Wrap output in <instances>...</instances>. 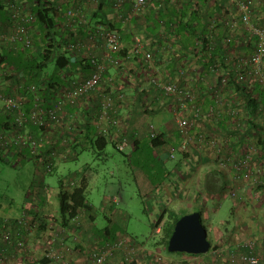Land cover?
Masks as SVG:
<instances>
[{
	"label": "crops",
	"instance_id": "1",
	"mask_svg": "<svg viewBox=\"0 0 264 264\" xmlns=\"http://www.w3.org/2000/svg\"><path fill=\"white\" fill-rule=\"evenodd\" d=\"M57 1L62 2L64 6L65 2H68L67 4L69 7L81 8L88 16L95 12L98 3H102L103 8L101 13L104 15V20H108L111 24L115 25L116 28L114 29L120 32L123 43L126 44L128 49L132 46L133 37L139 34L144 38L146 48L154 53L156 63L153 67H149L148 63L139 60L129 61L124 72H120V70L116 68H110L105 74L101 86L102 90L110 91L112 90L111 83H116L114 85L115 91L121 90L126 94V100L122 103V111L128 122V134L131 145L127 149H129L128 154H130L132 161L137 165L139 164L140 159H137L135 154L143 149L145 143H148L147 139L149 134L147 133V126L150 123H156L160 128L163 132L162 134L165 136V142L178 144L180 136L176 125H174L172 121L171 111L168 109L169 104L167 101L164 102L160 99V91L152 86L150 82L151 74L153 72L162 74L163 70L167 69V74L169 75L171 72L174 74V72L179 69H185L184 75H182L180 79L181 83L188 82L190 85H193V87L200 88L203 91L210 89V86L215 84L216 79L214 74L209 73V66L212 61L210 64H206L210 61L201 59L200 53L196 51L194 32L192 28L187 25L188 22H190L189 19H191L190 14L184 16L183 13H190L193 9L197 10L198 7H201L203 10L204 7H209L210 10H214V15H216L218 19H222L224 13L219 14L216 10L222 6H227V4L224 3L226 0H209L204 2H201V0H147L146 9L140 14L133 15L129 22H124L119 18L117 11L112 6L111 0ZM133 2L134 0H126L123 8L125 14L132 12ZM0 3L2 5L1 1ZM256 6L257 11L262 9L264 7V0H260ZM65 11L64 9L59 14L58 18L59 22L63 25L64 20H66L63 16ZM210 20L211 19H209L208 23L201 21V25L198 21H194L193 25L200 28L197 29V33H201V28L204 26L205 34L208 39L211 41L215 40L221 44L223 47V54L221 57L223 59L229 47H226L222 40L227 32V27L225 25H219L218 23L220 21H217L216 25L212 27L213 19L211 23ZM95 21V19L92 20V22ZM0 24L1 29H9V19L4 6L0 8ZM37 29L34 31V36L36 37L39 31H37ZM241 32L244 33V30L241 29ZM87 34L88 31L85 35ZM237 49L238 51H249L250 47L244 44L240 45ZM8 50L13 51L14 49L3 47L0 51H2L3 54L7 53L10 60L12 59L18 63L19 61H23L22 57L19 55L20 53L16 52L17 54H14L13 52H8ZM103 50L104 47L100 45L96 48V52L100 55L103 53ZM20 52L22 51L20 50ZM76 55L79 56V54ZM219 56H216V59L223 62ZM7 66L9 67L8 64H2V67L7 69L8 74H0V82L3 91L8 94L20 93L27 95L28 98H32V95H34V97L38 95L46 105H50L55 97L61 96L62 92L68 86V84L65 85L64 79L62 80V84H58L53 92L48 93L47 85L45 84V82H47V76L39 72L34 66H30L29 70L25 73H20L18 70L13 72L14 70L11 71ZM79 70L81 71L82 68H74V70H72L73 75L75 76L77 71L80 75L81 73ZM204 74L207 75L206 79L203 80L202 76ZM20 75L26 76L25 78H30L31 81L20 79ZM112 79L115 81L112 82ZM75 80L78 79L74 78L72 82ZM32 83L40 85V88H38V91L35 93L31 92L29 89ZM259 90L261 89L258 88V91ZM200 97L203 107L205 109L208 108L212 102L209 93L203 94ZM98 105V94L93 93L84 97L80 104L71 106L70 109L76 113L75 119H77L78 124H72V128L75 130L74 133H69L65 128L54 129L51 137L52 144L40 146L35 154L32 153L28 147L22 151H17L13 148L0 149V152L4 154V157L9 158L10 162L19 164L29 160L33 162L36 170L32 179V189L30 193L31 199H33L32 202L36 200V203L31 202L32 206L28 203L25 204L18 213L10 210H6L7 212L5 213L0 211V217H9L13 220L11 221L13 226L12 231L16 236L19 235L20 237H24L26 234H30V232L27 231V227H23V225H20L18 221H16L23 212L27 213L28 218L32 221V225L36 226L34 232L30 235V237H32L31 244H27L26 249H23L25 255L19 256L25 258V264H93L91 252L94 247L110 242L109 240H111L109 239L112 232L110 227L98 228L96 226L95 219L97 211L93 204V208L91 209L92 213L83 210L79 218L73 221L68 228L60 227L56 221L58 209L54 201V187L51 186L52 179H54L53 175H62L66 172L67 174L72 172V177L76 180L80 174L88 175L91 185L95 171L91 169L89 163L82 164L80 167H73L70 164V159H77L83 150L94 151L92 149L90 137L98 134L97 127L93 121ZM166 112L169 114L167 120L161 118V115ZM218 122L219 125H224L223 121L218 120ZM10 124L12 125V120L0 109V127H10ZM208 128L210 129V127ZM30 130L36 134L34 126H31ZM53 146H55L54 151L58 153V156L52 155ZM150 147L157 158L162 157V159H158V162L163 164L161 165L163 167L162 178L159 182L157 180L153 181L150 179L152 173L147 174L145 172H137L139 175L137 178L139 179V186L144 194L154 193L156 195L155 208L158 213L157 219L164 209H166L167 212L182 214V210L185 207H192L194 205L198 206V208L201 207L206 211L205 213H209V215L210 209L216 207L213 209V215H216V213H218V211L220 212L224 207L223 200L225 198L231 199L232 204L235 205V207L232 208V212L236 214L239 219H237L238 225H233L231 227L232 229H228L226 237L221 243L223 246V253L221 256L218 255L215 257L214 253L210 255L209 251L205 254L206 256L204 255L205 263L200 261L199 264H240L238 260H232L229 255L233 252H246L247 249L242 247V244L252 238L257 242L256 252L262 257L260 264H264V197L253 196L248 189L244 195L238 198L231 197L228 194L227 188L231 183L229 174L225 173L215 160L209 158V156L204 157L202 161L192 159L186 160V155L179 153L177 157L179 160L178 163L169 168L165 165V161H163V158L166 157L155 152L154 145L152 147L150 144ZM62 151L66 153L65 158L61 155ZM48 158L53 163V169L50 173L46 172L43 168V161ZM40 159L42 160L40 161ZM47 178L50 179V183L46 182ZM211 179L216 180V184L212 185V187L209 185ZM114 199H116V197ZM247 201L254 204L253 208L247 209L243 207V205H247ZM209 202L211 203V207L206 208V204ZM236 208L238 210H236ZM242 209H245V213L243 214H241ZM43 220L47 223V228L40 232L39 228ZM51 221H54V223ZM91 221L92 224H90ZM49 225H53V233L50 227H48ZM1 229L2 227H0V230ZM53 235L54 240H52ZM60 239H64V242ZM116 239L118 238L111 240V242ZM1 244L0 232V245ZM51 247H54L55 251H57L59 256L58 259H51L48 257L47 252ZM213 249H211L212 252ZM15 252L18 254L21 253V251L18 252V250H15ZM196 256L197 255H179L175 257L183 264H192V259L197 258ZM34 257L37 260L36 262L35 259H33ZM139 262L136 259V264L146 263ZM122 263L123 255L120 253L115 254L108 260V264Z\"/></svg>",
	"mask_w": 264,
	"mask_h": 264
},
{
	"label": "built area",
	"instance_id": "2",
	"mask_svg": "<svg viewBox=\"0 0 264 264\" xmlns=\"http://www.w3.org/2000/svg\"><path fill=\"white\" fill-rule=\"evenodd\" d=\"M125 1L113 0V8L124 22H129L133 15L142 13L148 3L147 0H134L132 12L125 14ZM258 2L260 0H228L227 6H224L222 20L227 32L222 40L224 45L229 47L223 62L216 59L209 66V73L216 76L215 84L211 85L210 89L203 91L188 82L181 83L185 69H179L169 75L167 69H164L162 74L153 72L150 78L152 86L160 91V99L169 104L172 121L180 136L178 144L163 142L155 145V152L171 159H176L179 153L185 154L186 160L202 161L204 157L209 156L229 174L231 183L227 188L228 194L233 198L244 195L247 189L253 196L264 197V157L258 143L260 135L264 134L260 127H264V112L262 105L257 103L253 114L250 105L253 99L261 98L258 88L264 89V22L260 24L257 18ZM2 5L7 12L9 29H1L0 24V50L3 47L16 50L20 47L31 48L37 16L29 1L3 0ZM63 16L66 18V24L71 27L89 25V17L81 8L70 7ZM216 23L214 19L212 27ZM97 39L101 43H98ZM244 44L249 46L250 50L238 51L237 48ZM99 45L104 47L101 55L96 52ZM199 45L201 43L197 41V52L203 44L200 47ZM68 49L73 53L86 54L91 62V71L87 77L71 81L62 95L55 97L50 105H46L40 96L35 95L32 107L27 109V95L5 93L0 82V109L11 115L15 125L10 131L0 129V149L13 148L22 151L28 147L35 154L40 146L52 144L54 129L65 128L69 133H74L72 124H78L76 113L70 107L80 104L84 97L93 93H97L99 98V106L93 119L97 132L109 138L118 149L126 150L130 147L128 122L122 111L126 94L121 90L115 91L116 83H111L110 91L102 90L101 86L110 68L124 72L129 61L139 60L153 67L156 63L153 51L146 48L144 38L137 34L133 37L132 46L127 53L121 55L123 44L120 32L100 23L95 24L94 30L89 31L87 35L70 42ZM200 57L205 60L202 53ZM0 74H8L2 65ZM206 75L202 76L203 80ZM114 81L112 79V82ZM38 88L39 84L32 83L29 89L35 93ZM207 93L212 102L205 109L200 96ZM218 120L223 121L224 125H219ZM31 126L38 128L36 134L30 130ZM147 133L155 138L163 132L156 123H150ZM53 154L58 156L54 149ZM61 155L65 158V151H62ZM43 163L44 170L50 173L53 169L52 161L48 158ZM75 182L76 179L73 178L67 181V184L71 187ZM16 221L27 227L30 232L36 228L26 212ZM9 222L11 219L8 217L0 220V262L4 261L9 249L19 250L27 247L26 239L16 236L11 226L9 227ZM155 229L160 233L161 225H155ZM60 240L64 242V239ZM256 244V240L245 242L242 247L247 249L246 252H233L229 256L240 264H260L262 257L256 252ZM145 251L147 248L143 243L136 244L130 238L119 237L115 241L95 246L91 258L93 264H108L109 258L120 253L123 255L122 264H132L138 254L147 258L148 254L143 253ZM47 255L51 259L59 257L54 247L49 248ZM161 259L158 257L156 260L160 262ZM152 263L153 261H150L148 264Z\"/></svg>",
	"mask_w": 264,
	"mask_h": 264
},
{
	"label": "rangeland",
	"instance_id": "3",
	"mask_svg": "<svg viewBox=\"0 0 264 264\" xmlns=\"http://www.w3.org/2000/svg\"><path fill=\"white\" fill-rule=\"evenodd\" d=\"M19 61L20 73H25L29 69L27 62ZM50 66L53 67V64ZM20 79H26L31 81L30 78H25L26 76L20 75ZM161 118L167 120L169 114L166 112L161 115ZM129 149L124 150V152L116 149L111 144H108L103 152H94L83 150L79 154L77 159H70V164L73 167H80L82 164L89 163L91 169L95 171L94 178L91 181V185L88 189V199L91 204L96 208V219L95 224L98 228L110 227L112 230L109 239L113 240L119 237L130 238L132 242L136 244H144L147 251L143 252L148 254V257L137 255L136 258L141 262L152 264H183L178 261L175 256L179 255H190L182 252H166L162 247H154L152 242L149 240L153 235H158L156 232L154 223L157 220L158 213L156 212L155 202L156 195L154 193L144 194L140 188L139 175L137 172H145L147 174L152 173L151 180L160 181L162 178V163L158 162L154 151L150 147L149 143H145L141 151L136 152L135 156L140 159L137 165L131 159ZM165 165L171 168L174 164L178 163V158H163ZM35 166L33 162L27 160L26 162H21L15 164L9 161V158L4 157V154L0 152V211L5 213L6 210L19 212L25 204L32 206V203H36V200L32 202L31 199V189H32V179L35 174ZM50 177V176H48ZM51 186L54 187V201L56 208L59 209L58 194V179L66 178L69 179L67 172L60 175H53ZM46 182L50 183V179L47 178ZM246 193V192H245ZM116 197V201L113 199ZM32 202V203H31ZM224 207L213 215V209H210L209 213L204 211V222L209 230V238H211L215 244H219L218 247L210 250V255L214 253L217 257L220 253H223L222 242L226 237L228 229H232L233 225H238V217L232 212V208L235 207L232 204V200L225 198L223 200ZM196 203V202H195ZM35 205V204H34ZM206 208L211 207V203L206 204ZM254 204L247 201V205L243 207L250 209L253 208ZM34 207V206H33ZM32 207V208H33ZM111 207V208H110ZM198 206L194 205L192 207H185L182 212H193L197 211ZM192 210V211H191ZM208 210V209H207ZM236 210H238L236 208ZM245 209H242V213H245ZM244 211V212H243ZM213 212V213H212ZM212 213V214H211ZM160 216V215H159ZM7 217H0V220H4ZM9 218V217H8ZM238 219V220H237ZM11 221H13L11 219ZM54 223V221H51ZM92 224V221L90 222ZM12 229V222H9V227ZM234 226V227H235ZM50 230L53 233V225H49ZM30 232V230H27ZM26 234L24 238L27 244H31L32 233ZM50 240V238H49ZM54 240V235L52 236ZM255 240L254 238L247 240ZM240 247V246H239ZM219 249V250H217ZM25 250V249H24ZM16 253L15 250L9 249L7 251V256L4 261L0 264H25V258L19 257L25 255L23 249H19ZM197 255V258L192 259V264L201 261L205 263L204 256ZM161 257L162 259L158 262L156 259ZM35 259V257L33 258ZM155 260V261H154ZM37 260L35 259V262ZM189 261V260H188ZM181 262V263H180ZM140 263V262H139ZM145 263V264H146ZM189 264V263H186Z\"/></svg>",
	"mask_w": 264,
	"mask_h": 264
},
{
	"label": "trees",
	"instance_id": "4",
	"mask_svg": "<svg viewBox=\"0 0 264 264\" xmlns=\"http://www.w3.org/2000/svg\"><path fill=\"white\" fill-rule=\"evenodd\" d=\"M3 2V0H0ZM29 4L31 6L32 11L36 14L37 18L34 22V28L37 29L38 34L37 37L33 34V46L31 48H24L20 47L18 51L14 49L13 51L8 50V52H13L14 54L16 52L20 53L19 55L27 62V66H34L39 72L43 73V75L47 76L45 84L47 85L48 93H51L54 91L56 86L59 84H62V80L65 79V85L70 84L74 78L77 79H83L88 76V74L91 71V62L90 59L86 56L84 53H76L79 54L77 56L73 52H71L68 49V44L77 38L85 35L87 31L94 30L95 24L100 23L108 28H116L115 25L111 24L110 21L104 20V15L102 12V3H98V7L95 10V12L91 13L89 17V25H74L73 27L69 26L68 24H62L59 22V14L65 9H69V5L65 2V6L62 2L57 0H28ZM209 1V0H201V2ZM126 2V1H125ZM112 6H113V0H111ZM224 3L228 4V0H226ZM215 4V3H214ZM125 5V4H124ZM0 3V8H1ZM61 7V8H58ZM201 7H198L197 10H194L192 12H184L183 15L187 16L190 14V18L188 22V26L192 28V31L194 32V38L196 40L195 48L197 49V41H200L202 48L199 50V53H202V57H204L206 60L210 61L206 64H210L211 61L216 60V56H219V58L222 60L221 55L223 54V47L220 43L216 42L215 40H210L205 34L204 26L201 28V33H197V29H200L193 25L194 21H198V23L201 25L202 22L208 23L209 19H214L215 21H220L219 25H224L223 18L218 19L214 12V10H210L208 7H204V10ZM224 6L219 8L218 11L219 14H223L225 11H223ZM257 18L259 19L260 24H263L264 21V7L262 9H259L257 11ZM96 20L95 22H92V20ZM210 20V23H211ZM66 22V20H65ZM208 25V24H207ZM210 26V25H209ZM34 30V31H35ZM33 31V33H34ZM196 34V35H195ZM98 43H101L100 40L97 39ZM123 49L120 53L121 55H125L127 53V46L123 43ZM199 45V47L201 46ZM20 50L22 52H20ZM211 52V55H209ZM17 54V53H16ZM5 64L9 65L7 68H9L11 71L15 72L19 69V64L17 61L10 60L9 55L3 54L2 51H0V65ZM53 64V67L50 66ZM206 66V65H205ZM49 68V69H48ZM74 68H82L79 72L75 74V76L72 73V70ZM29 69V68H28ZM72 74H71V73ZM46 89V88H45ZM38 91V90H37ZM36 91V92H37ZM261 98L259 100L253 99L250 102L252 113L255 111V108L258 106L257 103H260L263 107L264 112V89L259 90ZM31 96V95H30ZM32 98H28L26 107L27 109H30L33 105V98L34 95L31 96ZM31 106V107H30ZM99 106V105H98ZM98 108V107H97ZM4 114L7 115L8 118L12 120L11 115L4 112ZM9 121V120H8ZM10 123V121H9ZM9 126V125H8ZM259 127V125H256ZM15 127L13 120L12 125L10 124V127H0L2 130L10 131ZM263 130L264 127L260 126ZM36 132H38L37 127H35ZM148 143H150L153 147V145H157L160 143L165 142V136L160 133L157 137L153 138L150 135L148 136ZM90 142L92 145V149L94 152H103L108 144H111L113 147L118 149L114 143H112L109 138H107L104 135L96 134L90 137ZM136 142V141H135ZM258 143L260 145V151L262 157H264V134L260 135V138L258 139ZM53 149L55 146L52 147ZM122 152L124 150L118 149ZM73 173H69L68 177L69 179L59 178L58 180V201H59V209H58V217L56 219L58 225L62 228H68L70 224L77 220L79 218L80 213L84 211H88L89 213H92V204L90 203L88 199V189L90 185L89 177L86 174H80L78 179L76 180L75 184L73 186H69L67 184V181L70 179H73L74 177ZM216 180L211 179V182L209 185H215ZM211 189V188H210ZM197 211H199L202 215V220L204 222V210L200 207ZM190 212H183L182 214L177 213H171L167 212L166 209H164L158 219L155 222L156 226L161 225V231L158 235H153L149 240L152 242V245L154 247H162L166 252H169L168 250V243L169 239L173 233L174 227L178 219ZM163 222V223H162ZM205 223V222H204ZM47 223L44 222V220L40 224V232H42L46 227ZM206 225V224H205ZM212 243V249L219 246V244H214L212 242L213 240L210 238ZM111 242V240H109ZM184 253V252H182ZM190 255H203V254H190ZM132 264H136V259L132 262Z\"/></svg>",
	"mask_w": 264,
	"mask_h": 264
},
{
	"label": "water",
	"instance_id": "5",
	"mask_svg": "<svg viewBox=\"0 0 264 264\" xmlns=\"http://www.w3.org/2000/svg\"><path fill=\"white\" fill-rule=\"evenodd\" d=\"M211 247L209 230L199 211L186 213L178 219L168 243L170 252L206 254Z\"/></svg>",
	"mask_w": 264,
	"mask_h": 264
},
{
	"label": "clouds",
	"instance_id": "6",
	"mask_svg": "<svg viewBox=\"0 0 264 264\" xmlns=\"http://www.w3.org/2000/svg\"><path fill=\"white\" fill-rule=\"evenodd\" d=\"M211 249H212V247H211ZM211 249H210V250H211Z\"/></svg>",
	"mask_w": 264,
	"mask_h": 264
}]
</instances>
